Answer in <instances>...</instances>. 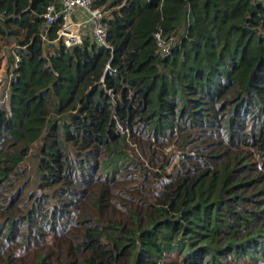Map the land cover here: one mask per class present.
I'll return each mask as SVG.
<instances>
[{"label": "trees", "instance_id": "1", "mask_svg": "<svg viewBox=\"0 0 264 264\" xmlns=\"http://www.w3.org/2000/svg\"><path fill=\"white\" fill-rule=\"evenodd\" d=\"M52 3L0 0V264H264V0H95L107 46Z\"/></svg>", "mask_w": 264, "mask_h": 264}, {"label": "built area", "instance_id": "2", "mask_svg": "<svg viewBox=\"0 0 264 264\" xmlns=\"http://www.w3.org/2000/svg\"><path fill=\"white\" fill-rule=\"evenodd\" d=\"M76 12H81L87 17L91 24L90 34L93 39L100 45L107 46L105 18L108 17V9H105L104 6L96 5L95 0H58V4L52 3L46 7L44 17L48 25L60 20L57 35L63 40L65 45L70 46L80 42L82 39V35L73 28L71 23L72 16ZM154 36L162 56H167L170 53V48L177 43L175 36H162L161 31L155 32ZM13 57L14 60L12 63L10 62L11 65L7 69L8 83L12 78L14 69L17 68V64L20 62L19 55L15 53ZM107 69H111L110 59L104 66V71ZM5 96L7 97V93Z\"/></svg>", "mask_w": 264, "mask_h": 264}, {"label": "rangeland", "instance_id": "3", "mask_svg": "<svg viewBox=\"0 0 264 264\" xmlns=\"http://www.w3.org/2000/svg\"><path fill=\"white\" fill-rule=\"evenodd\" d=\"M71 23L73 28L77 30L81 35L84 33H90V22L87 20V17L81 12H76L72 16ZM16 46L14 43H7L6 41L1 40L0 42V104H7L8 90H6V85L8 86V77L7 69L11 63L9 59L13 57L16 51ZM27 163H23V165Z\"/></svg>", "mask_w": 264, "mask_h": 264}, {"label": "crops", "instance_id": "4", "mask_svg": "<svg viewBox=\"0 0 264 264\" xmlns=\"http://www.w3.org/2000/svg\"><path fill=\"white\" fill-rule=\"evenodd\" d=\"M9 61H10V59H9Z\"/></svg>", "mask_w": 264, "mask_h": 264}]
</instances>
